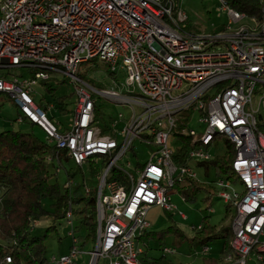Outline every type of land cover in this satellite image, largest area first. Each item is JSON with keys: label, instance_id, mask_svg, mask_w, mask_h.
<instances>
[{"label": "built area", "instance_id": "2783aa9c", "mask_svg": "<svg viewBox=\"0 0 264 264\" xmlns=\"http://www.w3.org/2000/svg\"><path fill=\"white\" fill-rule=\"evenodd\" d=\"M227 12L226 28L202 33L189 24L179 0H0V95L19 109L21 122L43 128L49 142L83 166L91 159H109L97 190V238L88 264L109 258V264H145L139 238L151 227L153 206L175 210L172 189L197 179L193 161L212 160L218 136L234 144L232 178L215 182L219 194L235 208L230 264H247L264 251V0L261 16L218 0ZM244 20L249 21L242 24ZM100 58L115 75L109 88H96L81 75L82 65ZM27 68L32 78L2 70ZM54 73L75 86L76 108L69 127L62 128L34 97L33 85ZM125 82H118L120 77ZM105 98L131 109L122 129L109 131L97 120V101ZM200 113L201 129L188 128L192 146L185 162L175 159L170 138L179 122ZM114 129V132H112ZM140 139L156 146L138 175L118 163ZM49 156L48 160H52ZM131 166L130 163H128ZM122 171L127 182L112 178ZM60 168H58L59 171ZM239 182L243 189H236ZM71 189V182H67ZM72 190V189H71ZM92 189L84 188L90 195ZM181 216L186 218L181 212ZM67 253L50 264H78L74 204L66 209ZM38 221L33 222L36 228ZM202 228V227H200ZM206 245L204 252H209ZM176 248L164 247L165 253ZM12 257H6V263Z\"/></svg>", "mask_w": 264, "mask_h": 264}, {"label": "rangeland", "instance_id": "374dc122", "mask_svg": "<svg viewBox=\"0 0 264 264\" xmlns=\"http://www.w3.org/2000/svg\"><path fill=\"white\" fill-rule=\"evenodd\" d=\"M180 7L187 13L189 24L195 30L202 33H216L226 28L228 22L227 12L223 10L221 3L218 0H179ZM249 21L244 20L242 24H247ZM5 73L18 75L20 71L24 72L23 77L32 78L33 74L27 68H11L2 70ZM81 72L87 75V79L91 85L96 88H109L114 84L115 75L111 73L109 65L100 58H96L82 65ZM52 76L55 79L49 82L54 91H50L48 85L43 80H39L33 85L34 97L38 102H41L46 107L48 116L54 120L58 125L63 128L69 127L71 123L74 110L76 108L77 97L75 95V86L68 76L62 73H54ZM125 75L118 79V82H125ZM190 122L185 124L179 122L178 126L174 129L170 145L174 149H179L183 146L182 139L179 133L184 129L196 128L201 129L202 124L199 122L200 113L194 109L191 110ZM19 109L13 104L10 97L5 93L0 95V132L13 130L33 133L41 141L49 142L47 132L40 126L33 127L30 123L19 121ZM131 109L127 106L114 103L105 98H99L97 101V120L99 125L104 129L112 127L116 123L115 128L122 129L124 115L127 119L130 117ZM114 132V129H112ZM227 137L218 136L217 148L211 152L212 159L218 155L225 156L229 153V146ZM50 143V142H49ZM52 144V143H51ZM156 146L154 144H146L136 139L131 149L119 161V165L131 172L136 176L137 168L141 164L147 162L155 153ZM100 157L99 159H102ZM58 160V159H57ZM131 164V166L128 165ZM103 165V172L106 167ZM198 173L197 179L200 182H218L227 176L224 174L219 175L218 172L210 168L209 175H207L205 166H200L197 162L193 161L192 164ZM102 166V164H101ZM50 174L53 182L59 184L62 190H65L67 182L70 180L71 189L85 187L97 191L99 190V176L98 168L91 167L89 163H85L83 167L73 160L64 161L63 165L57 161L56 167L50 165ZM57 168H60L58 177L56 176ZM102 172V173H103ZM68 174H73L69 177ZM70 178V179H69ZM86 181V182H85ZM237 190L243 189L239 182L233 181ZM182 185H177L172 189L173 204L177 206L175 210H166L162 206H153L149 211V218L152 222L151 230L153 232H163L162 235H155L149 238V246L147 250L148 257H161L163 254L167 259L176 264H201L204 259L213 258L217 264H230L223 252V243L221 240H214L208 246L211 251L204 252L201 238L208 233L211 228L221 229L223 226L230 224L231 217L235 214V208L231 206L230 210L227 209V202L218 192L210 194L205 190L194 193L192 189ZM186 212L187 219H183L180 214ZM208 217V221L204 222V217ZM54 222L52 217H44L38 221L33 235H45L46 237V257L52 258L63 253H67L73 243V239L68 235L67 220L63 217L57 220V229L47 230L48 227ZM205 226L202 230L200 227ZM174 227L175 230L169 231L168 229ZM155 233V234H156ZM164 247L176 248L174 253H165ZM93 248V244L89 243L81 247L82 254L78 259V264H88L89 251ZM145 255H143L144 257ZM252 262H256V253H251ZM98 264H109V258H101Z\"/></svg>", "mask_w": 264, "mask_h": 264}, {"label": "trees", "instance_id": "16d2710c", "mask_svg": "<svg viewBox=\"0 0 264 264\" xmlns=\"http://www.w3.org/2000/svg\"><path fill=\"white\" fill-rule=\"evenodd\" d=\"M231 6L248 14L261 16L262 6L260 0H229ZM193 28V26H192ZM84 79L87 75L81 72ZM52 76L45 80L50 91L54 88L49 85ZM89 82V81H88ZM38 102V101H37ZM41 106L43 104L38 102ZM46 108L45 106H43ZM33 127L39 126L32 122ZM108 128L104 129L107 132ZM183 146L176 149L175 159L178 162H185V154L193 145L189 137L181 138ZM229 153L225 156L218 155L212 160L199 163L205 166L207 175L210 168L215 169L219 175L224 174L229 178L234 177L232 172V161L235 158L236 150L234 144L227 140ZM58 148L56 145L41 141L33 133L23 131L7 130L0 132V264H7L6 257L11 256L12 262L9 264H50V258L46 257L47 245L45 235H33L35 227L34 221H40L44 217H52L54 222L47 230L57 229V220L66 217V209L69 201L74 204L76 220V236L80 241V246L89 243L94 245L97 238V191L92 189L90 195L86 196L77 187L75 189L62 190L57 183H51L50 165L56 167L57 161L63 165L64 161H70L66 151H60L57 160ZM53 156L52 160H48ZM109 159H91L88 163L91 167L98 168L99 176L102 175L103 165ZM102 164V166H101ZM83 167V166H82ZM60 169L56 171L58 177ZM72 177L73 174H68ZM119 177L121 182H127L126 175L115 168L112 171V178ZM70 179V178H69ZM72 182V181H68ZM86 182V181H85ZM188 188L194 193L205 190L210 194L218 192V187L213 181L200 182L195 179H188ZM232 204L227 203L230 210ZM204 222L208 221L205 216ZM234 215L230 219V224L221 229L211 228L204 238L200 239L202 247L209 245L214 240H223L225 255L232 251L231 242L233 239L232 222ZM202 230L205 229L203 225ZM169 231H174L171 227ZM177 231V230H175ZM179 232V231H177ZM160 235L163 232H159ZM145 264H176L167 259L163 254L161 257H142ZM247 264H264V251L256 262ZM201 264H217L213 258L204 259Z\"/></svg>", "mask_w": 264, "mask_h": 264}, {"label": "crops", "instance_id": "0c3cea01", "mask_svg": "<svg viewBox=\"0 0 264 264\" xmlns=\"http://www.w3.org/2000/svg\"><path fill=\"white\" fill-rule=\"evenodd\" d=\"M63 128V127H62ZM184 186H186V187H188V182H185V184H184ZM83 193H84V189L82 190V188L80 189ZM150 211V210H149ZM184 214H185V216H186V218H184V217H182L181 216V214H180V216L183 218V219H187V214H186V212H183ZM148 220L151 222V220H150V218H149V212H148ZM151 228H152V222H151V227L149 228V230L147 231V232H145L143 235H141L140 236V238H139V243H140V246L144 249V253L141 255V257H143V255H145V256H147V250H149L151 247L149 246V238H151V237H154L155 235H159L160 236V234H159V232H153L152 230H151ZM156 233V234H155ZM222 241V243H223V249H224V242H223V240H221ZM209 251H211V248H210V250ZM64 254V253H63ZM144 256V257H145ZM143 257V258H144ZM148 257V256H147ZM181 264V263H180Z\"/></svg>", "mask_w": 264, "mask_h": 264}]
</instances>
